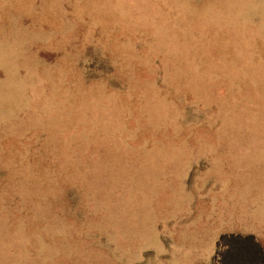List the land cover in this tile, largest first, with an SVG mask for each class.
<instances>
[{
	"label": "rangeland",
	"instance_id": "rangeland-1",
	"mask_svg": "<svg viewBox=\"0 0 264 264\" xmlns=\"http://www.w3.org/2000/svg\"><path fill=\"white\" fill-rule=\"evenodd\" d=\"M0 264H264V0H0Z\"/></svg>",
	"mask_w": 264,
	"mask_h": 264
}]
</instances>
